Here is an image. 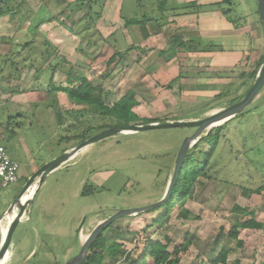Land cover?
Instances as JSON below:
<instances>
[{
  "label": "rangeland",
  "instance_id": "374dc122",
  "mask_svg": "<svg viewBox=\"0 0 264 264\" xmlns=\"http://www.w3.org/2000/svg\"><path fill=\"white\" fill-rule=\"evenodd\" d=\"M23 1L35 11L43 0ZM232 9L236 26L228 23L235 34L230 39L220 40L228 54L221 56L220 62L230 66L193 67L204 72L231 74L208 82L202 88H192L193 80L184 76L168 87L163 76L149 75L148 70L152 71L156 65L160 67L162 60L143 61L138 69L134 60L122 64L115 58L107 63L115 52L110 44L79 45V58L73 61L72 73L79 78L89 77L91 83L102 85L110 92L104 102L108 109L99 111L86 103L81 107L70 104V108H56L47 101L48 95L55 92L45 90L38 95L41 99L37 103L30 104L25 114L17 117L10 111L9 102L1 100L3 95L12 92L27 95L31 93L29 85L40 78L33 70H30L32 74H25L20 61L28 55L26 50L0 42L1 143L20 167L19 180L0 190V217L9 210L32 171L34 173L64 150L76 147L82 140L126 123L129 126L150 120L202 119L228 107L231 99L244 94L250 88L248 74L264 53V28L258 19L257 0H236ZM74 10L78 17L83 13L79 3ZM8 21L9 16L0 17V37L14 32L12 26L4 25ZM223 32L227 37L228 33ZM40 49L48 52L53 47L38 46L33 53H39ZM10 62L17 64L16 70L10 71ZM49 64L59 65L54 61ZM44 73L41 83L46 89L52 69ZM58 73L61 75L56 76V82L64 81L65 71ZM130 89L135 91L136 106L127 113L110 110ZM193 131V128H172L117 134L86 146L65 165L49 173L36 188L25 211L28 219L23 217L17 225L9 250L25 247L24 253L29 255L22 264H66L80 250L76 243L80 229L85 231L88 227L85 231L88 235L111 216L110 212L141 208L162 199L182 141ZM222 135L210 162L212 179L196 184L183 209L175 207L166 220L139 236V239L145 235L163 242L168 238L171 241L169 251L188 242L187 250L180 255V264H210L208 261L220 250L227 251V264L236 261L264 264V189L259 193L250 192L264 183V87L241 116L226 124ZM35 185L26 192L28 198ZM163 209L120 218L114 222V227L127 233L141 231L151 225ZM186 211L189 213L187 219L182 218ZM251 214L262 227L240 229L237 240L242 246L238 247L236 240L227 238L226 232L236 220L248 221ZM6 223L4 221L3 225ZM62 229L67 230V235L61 239L49 234H58ZM36 236L37 244L33 243ZM54 239L59 240L57 245ZM142 243L138 240L139 250ZM125 246L132 248L130 244ZM137 254L134 252V256Z\"/></svg>",
  "mask_w": 264,
  "mask_h": 264
},
{
  "label": "crops",
  "instance_id": "0c3cea01",
  "mask_svg": "<svg viewBox=\"0 0 264 264\" xmlns=\"http://www.w3.org/2000/svg\"><path fill=\"white\" fill-rule=\"evenodd\" d=\"M219 1L220 0L40 1L35 11L29 6L33 14L32 20L22 25L21 35L14 41L18 44L25 43L32 32L30 28L38 25L36 31L39 34V39L41 37L46 39L52 45L53 49L48 53V60L45 61L44 64L42 62L41 64L40 61L45 59L40 57L41 55L38 53L32 58L36 60L35 64L32 63L30 58H27L24 65L22 64L26 75L32 74L30 72L33 70L32 72L34 75L36 76L38 73L37 75L40 78V80L37 79V82L29 85L31 87V93L23 95L21 93L12 92L7 96L3 95V89H0V94L3 95V98L0 99L9 102L10 111L16 113V116L19 118L25 114L24 111L30 104L37 103V101L41 99L38 95H40L41 92L44 93L45 90H47V92H55L52 95H48L47 101L54 104L56 108H67V106L70 108V104H79L81 107L83 102L72 100L65 93L58 90L59 88L78 85L75 79L79 77H76L78 75L72 73L71 67H73L72 64L75 63L73 61L79 58L77 50L81 44H93L94 46L98 44L105 46L110 44L114 47L115 52L123 54L120 59L122 64L126 60H134V64L138 66V69L142 67L143 61L162 60L163 64H160V67L156 65L153 67L152 71L148 70L147 73L149 75L156 74L157 76H163V79L167 81L166 86L168 87H170L172 82L183 79L184 76L187 80H193L191 84L192 88H202L205 84H208V82L217 79L210 77L211 72H204L203 70H196L195 68L208 65H216L218 67L230 66L229 63L221 64L220 62L221 56L228 55L225 53L224 47L221 53H187L183 50L173 53L171 45L175 40L187 42L192 39L195 42L200 41L215 46H221V38L230 39L231 36L233 37L235 34L233 26H231L225 18L221 17L220 11L215 7L216 3ZM78 3L83 11L82 15L79 17L76 16L74 10ZM188 5H197L201 8H188ZM4 25L11 26L9 21L7 24L4 23ZM223 31L228 33L227 37H225ZM13 34L14 32H10V34H7L5 37L10 38ZM50 61H54L59 65L53 67L49 64ZM60 61L61 64L63 63L62 66ZM192 63L194 65H192ZM152 66H154V64ZM193 67L195 68L193 69ZM34 68L40 69L35 70ZM49 69H52V76L50 79L47 78V88L43 89V83H41V81L43 77H45L44 72H47ZM62 70L63 74L64 71L66 73L64 81L56 82L55 78L57 75H61L58 72H62ZM10 71H12V68ZM80 77L90 81L89 77ZM0 78L2 79L3 77ZM33 87H36V89H33ZM130 91L135 93L133 89H130ZM1 138L0 133V144L3 145L1 143ZM66 150H64V152ZM32 174L33 171L27 178ZM3 216H1L0 219ZM25 216L26 219H24L27 220L28 217L26 213L24 217ZM87 228L88 227H86L85 231L88 230ZM85 231L81 229L78 231L76 240L78 248H80L83 243L81 239L82 236H87ZM49 234L61 239V237L67 235V230L62 229L58 234L54 232H49ZM37 238V236L34 238L33 243L37 244ZM57 242H59V240L55 241L54 239V245H57ZM24 252L25 247L21 248L16 246L12 251L8 248L0 264H22V260H26L29 255L27 254L26 256ZM68 252H71V249H69Z\"/></svg>",
  "mask_w": 264,
  "mask_h": 264
},
{
  "label": "trees",
  "instance_id": "16d2710c",
  "mask_svg": "<svg viewBox=\"0 0 264 264\" xmlns=\"http://www.w3.org/2000/svg\"><path fill=\"white\" fill-rule=\"evenodd\" d=\"M236 0H221L216 3L215 7L220 11L221 16L225 20L234 26H236L235 20L231 16L233 11V5ZM188 8L200 9V6L197 5H188ZM9 16V22L14 28L13 36L9 37H0V42L14 44L24 51L26 50L28 55L21 59V64H25L27 58L32 60V63L35 64L36 60L32 59L36 54H34L35 48L38 49V46H50L51 44L41 37L39 39V34L37 33L38 25L30 28L31 32L28 40L25 43L18 44L14 40L19 38L21 35L22 25L32 20L33 14L23 0H0V17ZM259 19V16H258ZM39 41V42H38ZM15 42V43H14ZM41 42V43H40ZM33 50V51H32ZM52 49L42 50L40 49V54L45 60L40 61L44 63L48 60V53ZM81 50V49H80ZM171 50L173 53H176L179 50H183L187 53H212V52H223L221 46H215L209 43L195 42L190 39L187 42H182L181 40L173 41L171 45ZM29 51H32V54H29ZM262 53L258 60L256 61L254 68L248 74V78L251 81L250 86L253 83L257 72L261 66L263 59ZM122 53L115 52L109 58L107 63L113 61V59H121ZM41 63V64H42ZM10 69L16 70L17 64L10 62ZM31 64V63H30ZM32 65V64H31ZM230 72L226 73H211V78L222 79L230 76ZM176 80V79H175ZM75 81L78 82L77 86L72 87H63L58 90L65 93L70 99L86 103L90 106L95 107L98 111L102 108H107L109 106L105 105L104 102L110 96L109 91H105V87L102 85H95L88 81L87 79L80 77L76 78ZM248 90V89H247ZM244 92V94L247 92ZM244 94L240 96H235L230 100L229 106L239 101ZM137 102L134 99V92L128 90L124 96H122L117 102L114 103L110 110H118V112L127 113ZM243 114L240 113L235 118H238ZM233 118V119H235ZM233 119L228 121L231 122ZM160 120H150L148 123L159 122ZM164 121V120H161ZM144 123V124H148ZM219 126L217 128L209 131L205 136H202L198 142L190 148L188 154L184 160V163L179 172L177 181L173 187L170 197L167 199L165 204L162 206L164 209L158 215V217L141 231H135L133 233H127L121 231L118 227H114V222L111 223L103 232H101L97 238L92 242L88 249L87 258L83 264H180V255L184 253L188 248V242L179 244L175 246L171 251L168 250L170 245V239L165 238V242L160 240H152L147 236H142L139 239V236L146 232L149 228L154 225H158L166 220L172 213L175 207L183 209L186 201L189 199L193 188L196 184L202 180H211L210 175V162L216 153L220 140L223 137L222 133L226 127V124ZM124 124L123 126H127ZM83 141V140H82ZM264 189V183L261 187H258L250 192L259 193ZM160 209V208H159ZM155 209L153 211H157ZM152 212V211H150ZM149 213V212H148ZM248 221H238L236 220L233 226L230 227V230L226 232V236L229 239L236 240L237 246H242V242L237 240L238 232L240 229H250V228H261L262 224L254 221L253 214ZM189 213L187 211L182 214V218H188ZM224 232V229H221ZM138 240H142V248L139 250L137 246ZM126 244L132 245L131 249H127ZM134 252L139 254L134 256ZM228 253L225 250H220L216 255L212 257L208 263L210 264H227ZM235 264H239L238 261Z\"/></svg>",
  "mask_w": 264,
  "mask_h": 264
},
{
  "label": "water",
  "instance_id": "95a60500",
  "mask_svg": "<svg viewBox=\"0 0 264 264\" xmlns=\"http://www.w3.org/2000/svg\"><path fill=\"white\" fill-rule=\"evenodd\" d=\"M257 10H258L259 19L264 28V0H257ZM263 87H264V54H263L261 66L257 72V75L253 83L251 84L247 92L244 94V96L236 103L220 111L214 112L205 118L197 119L193 121H179V120L167 121L165 120V121H159V122L148 123V124H136V125L122 126V127H112L110 129L101 131L100 133L94 135L91 138L83 140L76 147L63 152L61 155H59L55 159L44 164L41 168H39L37 171H35L31 176L27 178L20 193L18 194V196L16 197V199L10 206L7 213L3 216L5 217L6 215H9L10 213L11 214L15 213L11 222L8 223L4 238H1L0 236V262L4 259L6 255L12 235L17 225L19 224V222L23 219L26 208L31 202L36 192V188L41 185L44 178L49 173L65 165L69 160H71L74 157L75 154H77L80 150H82L86 146L90 144H94L107 137H111L117 134H132V133L144 132L148 130H158V129L161 130V129H172V128H193L194 129L193 133L187 136L182 141V144L176 156L171 179L167 185L165 194L162 197V199L158 201L157 203H154L152 205H148L145 207L114 211V213L110 217H108L105 221L100 222L90 232V234L86 236L85 240L83 241L80 247L79 252L72 259L67 261L66 264H83L87 258L88 249L90 245L92 244V242L97 238V236L101 232H103V230H105L111 223L115 222L116 220L123 218V217H127V216H136L138 214L148 213L150 211H153L155 209H159L160 207H162L172 193L173 187L177 181L179 172L181 170V167L184 163V160L190 148L194 146L203 135L205 136L212 129L217 128L227 123L228 121H230L231 119L235 118L240 113H242L255 100V98L261 92ZM35 183L36 185H35V189L32 195L22 203L21 197ZM16 207H17V211L15 210Z\"/></svg>",
  "mask_w": 264,
  "mask_h": 264
},
{
  "label": "built area",
  "instance_id": "2783aa9c",
  "mask_svg": "<svg viewBox=\"0 0 264 264\" xmlns=\"http://www.w3.org/2000/svg\"><path fill=\"white\" fill-rule=\"evenodd\" d=\"M19 165L12 161L6 149L0 144V190L7 189L19 180ZM9 215L0 219V227Z\"/></svg>",
  "mask_w": 264,
  "mask_h": 264
},
{
  "label": "bare ground",
  "instance_id": "6f19581e",
  "mask_svg": "<svg viewBox=\"0 0 264 264\" xmlns=\"http://www.w3.org/2000/svg\"><path fill=\"white\" fill-rule=\"evenodd\" d=\"M31 187H32V186H31ZM31 187H30V188H31ZM30 188H29V189H30ZM29 189H28V190H29ZM32 193H33V192H32ZM25 194H26V193H25ZM25 194L21 197V202H22V203H23L25 200L28 199V196L25 195ZM14 215H15V213L9 214V216H8V218H7V220H6V222H7L6 225H3V226L0 227L1 238H4V236H5V234H6V230H7L8 223L11 222V220H12L13 217H14ZM85 238H86L85 236H84V237L82 236L81 239L84 241Z\"/></svg>",
  "mask_w": 264,
  "mask_h": 264
},
{
  "label": "flooded vegetation",
  "instance_id": "af4514ba",
  "mask_svg": "<svg viewBox=\"0 0 264 264\" xmlns=\"http://www.w3.org/2000/svg\"><path fill=\"white\" fill-rule=\"evenodd\" d=\"M113 213H114V212H110V215H112ZM110 215H109V216H110Z\"/></svg>",
  "mask_w": 264,
  "mask_h": 264
}]
</instances>
